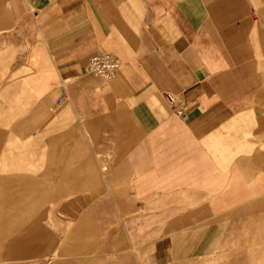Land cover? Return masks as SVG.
<instances>
[{
  "label": "crops",
  "instance_id": "obj_1",
  "mask_svg": "<svg viewBox=\"0 0 264 264\" xmlns=\"http://www.w3.org/2000/svg\"><path fill=\"white\" fill-rule=\"evenodd\" d=\"M254 2L260 21L251 0H0V264L81 263L64 257L79 252V222L48 253L47 188L84 190L66 204L106 232L107 264H264ZM97 52L119 59L115 78L85 72ZM47 140L58 186L14 173V155L47 166Z\"/></svg>",
  "mask_w": 264,
  "mask_h": 264
},
{
  "label": "rangeland",
  "instance_id": "obj_2",
  "mask_svg": "<svg viewBox=\"0 0 264 264\" xmlns=\"http://www.w3.org/2000/svg\"><path fill=\"white\" fill-rule=\"evenodd\" d=\"M253 3V7L256 10V21H260V7L258 4L251 0ZM263 23V22H262ZM264 25V23H263ZM37 100L40 98V93H36ZM5 99L1 96L0 93V103H4ZM51 106L50 100L47 96V110ZM43 117L36 118L31 125L30 133L36 135H30L32 139H37L39 144V149L36 150L38 153L45 152L44 150V142H43V133L38 130V127L42 124ZM11 126H5L6 132L4 134L5 137H13L16 138L17 135L15 133H11L8 129ZM49 132V131H47ZM15 142L21 143L20 140H16ZM34 151V150H33ZM58 153V150H53L51 146V142L47 140V166L39 164L36 160L31 159L27 160L21 155H14L12 161L16 162V172L17 175H30V176H47V182H43V184L47 186H58L63 184L60 182V173L54 172L53 170L59 169V161L60 158L57 156H53V153ZM43 158L42 160H45ZM0 160H2L0 156ZM0 168H5L4 164H0ZM47 169V170H46ZM47 172H44V171ZM2 173V172H1ZM5 173V172H4ZM66 175V174H62ZM42 184V183H41ZM59 188L49 189L47 188V192H54L52 196H47L46 202L43 204V210L45 211V225L47 227V241L51 242V247L49 248L48 253L52 252V242L55 247L58 244V241L66 238L69 233L72 225L75 222L80 223V237H79V252L77 253H65L64 257L69 258L74 255H77L81 259L80 264H89L90 260H95L100 264H107L110 256L103 252L102 241L104 239L105 231H101L98 228L99 222L91 219L79 220L78 218L81 215L77 214L76 205L66 204L67 202H74L76 196L78 194L82 195L84 190L75 189V188H61V194L58 191ZM56 192V193H55ZM86 192V190H85ZM76 241V240H75ZM74 242V241H73ZM69 246L68 244H65ZM118 264H121L120 262Z\"/></svg>",
  "mask_w": 264,
  "mask_h": 264
},
{
  "label": "built area",
  "instance_id": "obj_3",
  "mask_svg": "<svg viewBox=\"0 0 264 264\" xmlns=\"http://www.w3.org/2000/svg\"><path fill=\"white\" fill-rule=\"evenodd\" d=\"M119 59L109 52H97L90 55L85 63V72L105 79H113L117 75ZM166 99L175 115H185V104L172 94H166Z\"/></svg>",
  "mask_w": 264,
  "mask_h": 264
}]
</instances>
